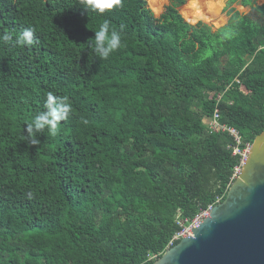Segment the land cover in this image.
Wrapping results in <instances>:
<instances>
[{
  "label": "trees",
  "instance_id": "trees-1",
  "mask_svg": "<svg viewBox=\"0 0 264 264\" xmlns=\"http://www.w3.org/2000/svg\"><path fill=\"white\" fill-rule=\"evenodd\" d=\"M236 1L213 30L183 19L184 0L158 17L146 0L103 14L0 0V264H153L224 200L239 157L203 120L217 108L242 145L264 129V3L239 0L241 14ZM105 19L121 47L102 59L90 44ZM48 93L72 111L31 145Z\"/></svg>",
  "mask_w": 264,
  "mask_h": 264
},
{
  "label": "water",
  "instance_id": "water-1",
  "mask_svg": "<svg viewBox=\"0 0 264 264\" xmlns=\"http://www.w3.org/2000/svg\"><path fill=\"white\" fill-rule=\"evenodd\" d=\"M153 264H264V129L224 200Z\"/></svg>",
  "mask_w": 264,
  "mask_h": 264
},
{
  "label": "clouds",
  "instance_id": "clouds-1",
  "mask_svg": "<svg viewBox=\"0 0 264 264\" xmlns=\"http://www.w3.org/2000/svg\"><path fill=\"white\" fill-rule=\"evenodd\" d=\"M122 0H79V5L87 12L103 14L108 10L118 7ZM7 42L10 36L5 34L0 37ZM94 43L90 44L93 51L102 59H107L110 54L121 47V34L119 31L110 28V21L105 19L94 32ZM32 29L23 30L17 37V43L20 45L31 46L33 44ZM44 108L45 111L36 116L25 128V139L31 145H37L36 133L47 129L49 134L55 136L58 132L59 124L68 118L72 111L71 104L67 102V97H57L48 93Z\"/></svg>",
  "mask_w": 264,
  "mask_h": 264
},
{
  "label": "rangeland",
  "instance_id": "rangeland-1",
  "mask_svg": "<svg viewBox=\"0 0 264 264\" xmlns=\"http://www.w3.org/2000/svg\"><path fill=\"white\" fill-rule=\"evenodd\" d=\"M146 1L154 16L158 17L170 0ZM184 2V5L179 8V14L187 23L193 24L200 21L203 24L210 26L213 30L218 29L225 24V14L222 13L224 3L226 2L225 0H184ZM194 10H197L199 14L195 13ZM237 11L242 14L248 13V10L243 11L239 8H237ZM192 16H195L194 21L191 22V20H186L187 17Z\"/></svg>",
  "mask_w": 264,
  "mask_h": 264
},
{
  "label": "built area",
  "instance_id": "built-area-1",
  "mask_svg": "<svg viewBox=\"0 0 264 264\" xmlns=\"http://www.w3.org/2000/svg\"><path fill=\"white\" fill-rule=\"evenodd\" d=\"M261 49H264L261 48ZM238 83V81H236ZM221 96L217 97V102L220 100ZM204 125L207 127V129L209 130V132L212 133H226L230 138L233 139L234 142V147L232 149V155L234 156H238L239 157V164L234 168L233 170V174L231 177L232 182L237 178L248 154H249V150H250V145L249 144H244L242 145V141L238 135V132L231 128L228 127L226 125L220 124L219 123V112L218 109L215 108L211 118L209 119H204L203 121ZM241 146H243L241 148ZM211 207H209L207 210L201 212L199 215H197L189 225L187 226H183L180 222L179 224L181 226H183L180 230V232H178L177 234H175L171 241L168 244V247H172L174 242L179 241L182 238H185L188 236V234L191 232L192 228H195L201 221L202 219L205 218V216L209 213Z\"/></svg>",
  "mask_w": 264,
  "mask_h": 264
},
{
  "label": "crops",
  "instance_id": "crops-1",
  "mask_svg": "<svg viewBox=\"0 0 264 264\" xmlns=\"http://www.w3.org/2000/svg\"><path fill=\"white\" fill-rule=\"evenodd\" d=\"M226 2H227V0H225ZM226 2L224 3V7H225V4H226ZM239 0H237L233 5H231L230 7L231 8H234L236 11H237V8H239V9H241V10H243V11H246V10H248L249 11V7H241L239 4ZM264 3V0H255V4L256 5H261V4H263ZM233 6V7H232ZM223 7V8H224ZM242 14V13H241ZM245 14V13H244ZM225 16V15H224ZM226 16H225V23H226ZM195 23H197V22H195ZM195 23H193V24H195ZM204 121V120H203Z\"/></svg>",
  "mask_w": 264,
  "mask_h": 264
}]
</instances>
